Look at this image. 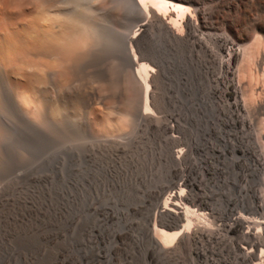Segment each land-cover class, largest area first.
Here are the masks:
<instances>
[{
	"label": "bare ground",
	"instance_id": "bare-ground-1",
	"mask_svg": "<svg viewBox=\"0 0 264 264\" xmlns=\"http://www.w3.org/2000/svg\"><path fill=\"white\" fill-rule=\"evenodd\" d=\"M213 1L205 9L201 0H0V229L38 211L60 219L69 154L111 159L136 128L155 140L167 167L166 183L143 201L149 263L264 264V99L238 68L252 34L264 40V18L249 17L254 4L241 11L240 0ZM234 9L240 33L215 34ZM177 51L209 82L222 128L213 153L225 164L223 182L236 183L227 189L202 186L196 169L206 166L195 165L179 117L165 108V55Z\"/></svg>",
	"mask_w": 264,
	"mask_h": 264
},
{
	"label": "rangeland",
	"instance_id": "rangeland-1",
	"mask_svg": "<svg viewBox=\"0 0 264 264\" xmlns=\"http://www.w3.org/2000/svg\"><path fill=\"white\" fill-rule=\"evenodd\" d=\"M201 2L205 9L214 4L213 0ZM251 4L255 6L248 10L249 17L264 18V0H240L239 10H245L246 5ZM226 12H229L226 13L229 25L224 31L215 34L234 38L240 31L231 21L238 11L234 9ZM252 35L242 47L245 48V54L238 68L244 83L252 74L251 86L258 91V98L264 99V72L263 67L259 66L264 40L258 33ZM211 46L216 50L214 44ZM165 60L166 70L162 82L165 108L179 117L183 138L194 146L195 165L206 166L196 169L198 178H202V186L220 191V188L224 190L236 185L234 177L229 183L223 182L225 164L213 153V149L220 151L222 148V128L218 112L211 104L209 82L203 70L187 52H169ZM257 140L263 146L264 118L258 123ZM229 170L232 174L236 172L232 165ZM166 181L167 167L160 159L155 140L136 128L130 132L124 151L111 159L90 162L69 154L61 191L60 219L51 220L38 211L26 221L18 223L13 230L2 227L0 264H151L140 237L147 218L143 201L149 191L161 187ZM129 219L137 223L139 228H130ZM23 227L37 229L40 233L26 236L22 233ZM6 233L12 238H4ZM11 246H14V250L10 249Z\"/></svg>",
	"mask_w": 264,
	"mask_h": 264
}]
</instances>
